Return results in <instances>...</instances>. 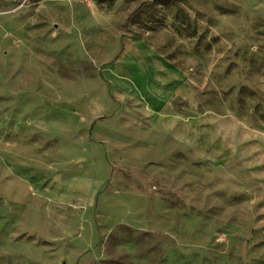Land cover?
<instances>
[{
	"label": "rangeland",
	"instance_id": "obj_1",
	"mask_svg": "<svg viewBox=\"0 0 264 264\" xmlns=\"http://www.w3.org/2000/svg\"><path fill=\"white\" fill-rule=\"evenodd\" d=\"M136 40L186 74L194 150L124 117ZM0 264H264V0H0Z\"/></svg>",
	"mask_w": 264,
	"mask_h": 264
},
{
	"label": "crops",
	"instance_id": "obj_2",
	"mask_svg": "<svg viewBox=\"0 0 264 264\" xmlns=\"http://www.w3.org/2000/svg\"><path fill=\"white\" fill-rule=\"evenodd\" d=\"M111 71L119 82L129 83L132 100L146 106L131 111L130 116L122 113L128 121L146 124L151 133L168 139L174 149L186 151L188 147L194 150L198 146L203 113L184 105L188 97L186 74L179 66L158 54L149 44L136 40L127 44ZM98 145L101 146L100 142ZM101 184L88 183L84 189H76L79 184L75 176L57 175L52 179L50 191L59 195L56 200L60 204L68 203L69 196L76 190L83 193L87 201L98 192Z\"/></svg>",
	"mask_w": 264,
	"mask_h": 264
}]
</instances>
